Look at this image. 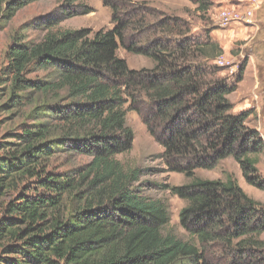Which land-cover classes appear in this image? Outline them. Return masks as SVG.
<instances>
[{
    "label": "trees",
    "instance_id": "1",
    "mask_svg": "<svg viewBox=\"0 0 264 264\" xmlns=\"http://www.w3.org/2000/svg\"><path fill=\"white\" fill-rule=\"evenodd\" d=\"M37 1L0 0V23ZM76 1L66 0L41 21L40 40L15 39L5 53L10 102L29 101L34 123L0 158V199L7 181L20 173L35 176L37 187L8 203L9 217L0 219V247L16 256L4 264H264V208L232 176L166 187L186 202L178 214L189 237L184 241L166 231L170 216L164 204L134 187L144 172L116 159L132 148L133 131L126 125L131 111L162 146L166 171L193 178L196 170L232 158L246 183L264 190L256 168L264 142L248 125L250 112L232 114L227 99L242 80L246 60L234 83L215 78L214 68L189 61L196 58L193 52L213 58L204 53L207 41L180 37L179 19L170 17L141 32L151 14L128 0H101L111 11L112 29H54L91 12ZM192 1L207 11L205 0ZM125 4L141 9L139 21L126 19ZM130 31L137 33L127 36ZM137 42L146 44L143 52ZM119 46L147 56L151 69H130L117 56ZM36 72L45 76L26 78ZM61 145L90 162L61 174L34 172ZM213 246H222L219 255L211 253Z\"/></svg>",
    "mask_w": 264,
    "mask_h": 264
},
{
    "label": "rangeland",
    "instance_id": "2",
    "mask_svg": "<svg viewBox=\"0 0 264 264\" xmlns=\"http://www.w3.org/2000/svg\"><path fill=\"white\" fill-rule=\"evenodd\" d=\"M128 1L143 4L151 14L147 17L151 20L144 23V30L147 31L141 29V32L151 31L148 29L151 23L170 17L174 20L179 19L177 28L181 30L180 37L184 35L193 41L195 39L199 42L207 41L209 46L204 48V53L207 56L213 53V58H198V54L193 52L191 57L195 56L196 58H190L189 61L190 64L201 61L208 67L214 68L215 78L224 80L229 85L234 83L238 67L241 66L242 61L246 60L242 80L240 83H236V91L230 94L227 99L232 106V114L250 112L251 115L247 119L248 125L258 131L264 142V0H205L208 5L206 12L201 11L192 0ZM63 2L65 3L66 0L37 1L18 10L6 24L0 23V158L7 156L6 150L14 148L11 144L17 142V135H20L28 125L34 123L33 114L30 113L33 106L29 104V101H22L20 104L15 101L10 102L12 83L11 79H6L4 76L5 53L15 39H21L23 43H34L40 40L45 34V30L40 25L41 21L50 15H56L55 12L61 4H64ZM76 4L89 7L91 12L65 19L54 29L85 28L96 32L113 28L111 11L102 5L101 0H78ZM122 9L126 19L130 20V18L136 17L131 23L139 21L142 16V11L138 7L125 4ZM225 11L249 18L250 22L229 23L222 21L218 16ZM134 33L137 32L130 31L127 36ZM146 33L140 37L142 40ZM137 43L136 47L141 49L137 51L143 52L142 48L146 44L139 45V42ZM215 46L218 49L214 51ZM117 56L123 59L130 69L136 71L152 67V62L147 56L139 52H129L123 46H119ZM218 60H221L222 63H217ZM44 76V72H36L29 73L26 78L36 80L42 79ZM210 77L213 78V75ZM62 100L57 102L60 104ZM46 121L50 120L46 119ZM126 125L133 131L132 148L128 153L116 156V159L125 168H138L144 172L134 187L139 188V193L142 196L164 204L170 216L167 232L173 233L184 241L189 240L178 221V214L186 206V202L170 194L166 187L184 186L194 178L224 181L226 177L232 176L244 194L264 208V190L248 185L242 177L238 164L232 158L220 161L211 170H196L193 178H187L181 173L166 171L162 158V146L149 135L146 126L136 113L126 111ZM53 149L51 157L41 161L38 166H33L34 172L44 170L46 173L61 174L76 170L90 162L87 155L71 151L67 145H61L56 149L53 147ZM256 168L258 175L264 178V152L258 157ZM22 176L20 173L7 181L8 187L3 191L0 199V219L9 217L6 215L8 203L16 202L20 195H29L36 190V177ZM41 176L43 175L41 174ZM260 239L264 242V234ZM3 249L4 247H0V264H4V259L14 261L15 254H11L10 250L4 251ZM216 250L218 251L215 252ZM221 250L222 246H213L211 253L219 255Z\"/></svg>",
    "mask_w": 264,
    "mask_h": 264
},
{
    "label": "built area",
    "instance_id": "3",
    "mask_svg": "<svg viewBox=\"0 0 264 264\" xmlns=\"http://www.w3.org/2000/svg\"><path fill=\"white\" fill-rule=\"evenodd\" d=\"M218 18L222 21L229 22V23H241V22L248 23L250 22L249 18H246L244 16H238V14H235V13L232 14L229 11L222 12L220 16H218ZM217 63H222V61L218 60Z\"/></svg>",
    "mask_w": 264,
    "mask_h": 264
}]
</instances>
